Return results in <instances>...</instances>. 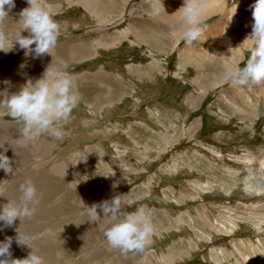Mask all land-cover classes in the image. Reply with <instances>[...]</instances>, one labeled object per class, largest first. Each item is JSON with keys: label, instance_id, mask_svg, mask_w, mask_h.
I'll return each instance as SVG.
<instances>
[{"label": "rangeland", "instance_id": "rangeland-1", "mask_svg": "<svg viewBox=\"0 0 264 264\" xmlns=\"http://www.w3.org/2000/svg\"><path fill=\"white\" fill-rule=\"evenodd\" d=\"M98 1L41 0L59 27L51 54L24 56L21 68L11 64L25 55L18 45L2 51L12 66L0 67V91H19L51 65L69 76L78 100L59 139L29 141L22 124L0 116L13 167L0 170V206L18 200L26 181L38 193L34 215L0 231V241L13 237L9 259L33 249L45 264H264V83L228 80L249 56L255 0H195L204 30L192 45L183 39L184 0L91 10ZM26 7L15 0L0 23L9 37ZM76 49L82 55L70 56ZM253 156L260 162L250 184ZM117 195L123 212L150 218L143 252L108 245L109 217L88 221L92 205ZM17 230L33 238L32 249L16 244Z\"/></svg>", "mask_w": 264, "mask_h": 264}, {"label": "clouds", "instance_id": "clouds-1", "mask_svg": "<svg viewBox=\"0 0 264 264\" xmlns=\"http://www.w3.org/2000/svg\"><path fill=\"white\" fill-rule=\"evenodd\" d=\"M27 4L28 7L20 13V30L11 37L0 31V51L8 53L18 45L26 57L39 58L51 54L58 42L59 27L42 6L41 0H27ZM14 7L15 0H0V23L8 19V14ZM251 8L254 22L251 35L247 38L253 41L249 56L243 67L228 69V80L237 88L264 83V0H255ZM179 11L187 25L183 32L184 42L192 45L200 39L204 30L200 10L195 0H184ZM23 31H27L28 35H22ZM20 67L24 68L26 64L22 63ZM77 102L69 76L53 70L50 65L39 79L34 83L31 81L30 85L28 82L19 91L11 94L0 91V116H10L12 120L22 124L23 135L29 141L43 134L59 139L62 135L61 128L69 121ZM7 150L3 148L0 151V170L12 173V160L5 154ZM259 162V158L253 156L245 163L246 178L250 184L257 179V169L253 165H258ZM19 192L18 200H8L0 206V231L12 227L17 219L22 221L33 216L36 211L38 193L32 181L21 184ZM122 203L117 195L111 200L92 205L88 221L95 222L100 214L109 217L110 226L104 232L108 244L122 254L143 252L151 243L153 227L150 218L143 209H137L133 213L123 212ZM32 239L17 230L15 241L18 246L26 245L32 249ZM12 243L13 237L0 241V264H45L44 258L33 249L26 258L9 259Z\"/></svg>", "mask_w": 264, "mask_h": 264}, {"label": "bare ground", "instance_id": "bare-ground-1", "mask_svg": "<svg viewBox=\"0 0 264 264\" xmlns=\"http://www.w3.org/2000/svg\"><path fill=\"white\" fill-rule=\"evenodd\" d=\"M211 3V2H210ZM223 3V2H222ZM98 4L100 5V7L98 6ZM118 4H119V2L117 1V0H99L97 3H95V2H93V4H92V7H91V10L93 9V10H95V9H98V7L99 8H102V7H104V8H106V6L107 7H110V8H115V7H117L118 6ZM215 4V3H214ZM113 10V9H112ZM4 29H6L5 27H3V26H0V31H2V32H4V33H6V31H3ZM7 34V33H6ZM13 34V33H12ZM77 47V46H76ZM20 52L18 51V57H17V59H13V62L11 63L12 65H14V64H17V62H21V64H22V61H25V60H22V57L24 58V56L25 55H21V54H19ZM82 53V50L81 49H76V50H74V52L70 55V56H73V57H77V56H80V55H82L81 54ZM4 55V56H3ZM46 55V54H45ZM45 55H43V56H45ZM1 56H3V59H2V57ZM5 54L2 52V51H0V67H2V69L3 68H7L8 66H12L11 64H10V62L8 61V62H6V61H4V58H5ZM42 57V56H41ZM40 57V58H41ZM28 61V60H27ZM26 64V63H25ZM18 65H20V63L18 64ZM31 78V77H30ZM80 84V83H79ZM3 91V90H2ZM28 164V163H27ZM27 164H25V165H27ZM39 174H40V172H39ZM38 174V175H39ZM44 175V174H43ZM47 175V174H46ZM75 176V175H74ZM38 177V176H37ZM40 177V176H39ZM42 177V176H41ZM23 178V177H22ZM39 179V178H38ZM40 180V179H39ZM50 181H52V180H50ZM55 181V180H54ZM48 182V183H47ZM47 182H45L44 184L46 185H48L49 184V186H52L54 183H50L49 181H47ZM71 183H77L76 181L75 182H73L72 180L70 181ZM58 183V182H57ZM79 183V182H78ZM37 184V183H36ZM59 184V183H58ZM60 185V184H59ZM56 186V184H54L53 185V187H55ZM76 186V185H75ZM102 217H103V215L102 214H100V216H99V220H101L102 219ZM98 220V222H102V221H99ZM198 220V219H197ZM195 221V220H194ZM85 225V224H84ZM65 234V233H64ZM64 237V236H63ZM50 240V239H49ZM47 251H48V249H47ZM73 251V250H72Z\"/></svg>", "mask_w": 264, "mask_h": 264}, {"label": "crops", "instance_id": "crops-1", "mask_svg": "<svg viewBox=\"0 0 264 264\" xmlns=\"http://www.w3.org/2000/svg\"><path fill=\"white\" fill-rule=\"evenodd\" d=\"M25 160V159H24ZM28 160H29V158L27 159L26 158V160L23 162L24 164H27L28 163ZM65 159H63V161H64ZM54 185V184H53ZM52 185V186H53ZM59 185V184H58ZM69 185H70V183H69ZM51 186V187H52ZM70 199L72 200L71 201V204L73 205L74 204V206H77L79 203L77 202L78 200L77 199H75L74 198V196L73 197H70ZM99 213V212H98ZM98 218V220H99V216L97 217ZM106 217L105 216H103L102 217V219L101 220H99V221H103L104 219H105ZM96 221H97V219H96ZM99 223V225L98 226H101L102 225V223H100V222H98ZM108 243V242H107ZM109 245V244H108Z\"/></svg>", "mask_w": 264, "mask_h": 264}]
</instances>
